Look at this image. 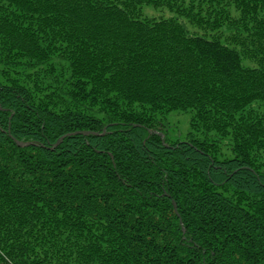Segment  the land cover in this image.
I'll list each match as a JSON object with an SVG mask.
<instances>
[{"label": "trees", "instance_id": "1", "mask_svg": "<svg viewBox=\"0 0 264 264\" xmlns=\"http://www.w3.org/2000/svg\"><path fill=\"white\" fill-rule=\"evenodd\" d=\"M0 264H264V0H0Z\"/></svg>", "mask_w": 264, "mask_h": 264}, {"label": "rangeland", "instance_id": "2", "mask_svg": "<svg viewBox=\"0 0 264 264\" xmlns=\"http://www.w3.org/2000/svg\"><path fill=\"white\" fill-rule=\"evenodd\" d=\"M144 16L151 17V18H172L175 17V15L171 12H169L167 9H155L151 6H144L143 8ZM177 114H174L173 117L169 119V122L172 124L173 127L176 129H173L172 132L174 133V130H180L181 132L185 133L189 129V117L188 116H175Z\"/></svg>", "mask_w": 264, "mask_h": 264}, {"label": "water", "instance_id": "3", "mask_svg": "<svg viewBox=\"0 0 264 264\" xmlns=\"http://www.w3.org/2000/svg\"><path fill=\"white\" fill-rule=\"evenodd\" d=\"M80 134H84V133H76L75 135H80ZM68 136H71V135H68ZM68 136H65V137L61 138V139L58 141V143H57L56 146H58L59 144H61V143L63 142V140H64L66 137H68ZM18 145H19V146H28L29 144L18 143Z\"/></svg>", "mask_w": 264, "mask_h": 264}]
</instances>
